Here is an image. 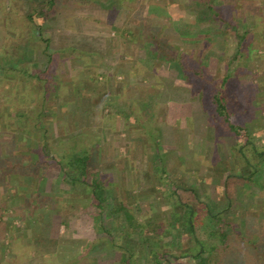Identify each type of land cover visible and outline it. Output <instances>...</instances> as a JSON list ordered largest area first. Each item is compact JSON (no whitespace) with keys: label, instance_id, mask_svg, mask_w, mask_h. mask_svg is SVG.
<instances>
[{"label":"rangeland","instance_id":"rangeland-1","mask_svg":"<svg viewBox=\"0 0 264 264\" xmlns=\"http://www.w3.org/2000/svg\"><path fill=\"white\" fill-rule=\"evenodd\" d=\"M99 1L107 2V0ZM228 3H233L237 8L234 10V14L238 18V25L245 30L248 28L252 30L250 34L252 42L249 45V51L243 58L239 57L237 41L233 40L235 38L229 32V28L226 30L218 25H211L208 29L204 23H200L199 28L196 26L194 35L188 36L175 32L168 25L170 19L176 22L178 19L185 18L190 24L195 23L194 16L187 15L183 10L188 6V0H116L113 3L114 6L110 7L115 11L113 17H110L106 10L99 7L97 3L82 7L63 6L55 16L47 17L43 22L41 20L43 39L46 40L45 42H49L52 50L56 51L58 48L73 45L80 51H93L99 55L91 61L90 66L93 70L83 69L80 56H77L76 59L57 56L59 59L55 60L53 68L57 78L66 80L75 77L77 80H71L67 86H60L58 97L51 96L41 114L43 125L40 128L35 130L31 127L30 122L27 123L26 126L31 128L29 130L31 136L24 132L21 133L22 129L18 128V121L12 122L8 119V122H5L0 117V159L9 157V153L13 152L14 156L22 161L29 157L33 161L39 160L48 163L52 157L51 149L57 141L65 140L73 135L89 133L101 141L96 162L92 163L93 168L90 172L102 175L103 178H109L110 188L123 183V177L118 176L119 171L123 172L133 167H136V170L141 165L145 169L163 168L162 175L167 174L169 177L170 170L178 167L179 162L188 161L189 150L191 152L195 149V152H200L199 148L195 146L196 142H199V138L191 136L192 133L195 134L194 129H191L190 136H186V131L190 132V130H186L185 127H174L171 123V120L184 111L175 109L176 106L172 104L182 105L187 102L201 105L204 109V116L208 120L206 132L203 129L200 130V139L202 140V137L210 134L209 141H216V150L219 148L222 150L211 154L210 157L213 158L211 162L206 161V164L213 165L212 168L219 162L217 154L226 155L227 163L234 162L235 159H240L235 154V150L239 147L245 150L251 141L256 144L257 148L262 149L264 143L258 139L264 137V0H231ZM228 3L225 4L228 5ZM239 6L243 8V11L238 8ZM234 7L232 6V8ZM28 12V6L19 0H0V52L3 49L4 52L9 53V62L17 61L22 58V55L25 56L29 49V43L26 40H33L36 37L35 28L30 26L23 39L21 37L14 39L16 37L12 35L15 31V16ZM246 14L252 15L253 21L246 17ZM206 16L211 15L206 13ZM109 17L113 22L111 25L108 23ZM244 20H250L251 23L247 21V24L243 25ZM191 26L194 27V25ZM151 27H160L162 40L173 47L175 51L190 54L194 68L202 70L208 79L203 85L198 84L196 88H190V94L178 91L179 93L170 95V91L174 89L173 84L178 85L176 82L182 76L179 77L176 72L168 68L167 63L163 60L154 59L153 62L148 60L149 50L145 49L148 47L145 35L150 32ZM222 29L226 31H222ZM31 53L32 51H30ZM229 63L233 82H236L241 89V96L237 100L239 99L242 105L247 107L248 114L245 118L239 115L240 111L235 112L229 109L226 114L220 116L208 112L205 107V104L212 99V93L217 89L215 84L209 83V79L224 77ZM3 68L4 66L0 68V74ZM95 74H103L105 79H99L96 82L91 80L90 76ZM125 75H129V77H124ZM57 78L54 80L55 87H58V83H60L59 78V81L56 82ZM121 80L127 82L124 87L126 92L124 97L121 92ZM246 88L249 90H245ZM51 89L49 87L48 90ZM114 92L117 94L115 101H113ZM56 93H54L55 96H57ZM12 100L14 99L12 98ZM3 102V97L0 96V110L3 108L0 114H7L6 104ZM13 104L14 107L19 105L16 102ZM119 110H122L123 113L121 114ZM195 111L200 113L202 110L197 107L196 110L195 108L188 110V113ZM125 112H133L130 122L123 115L126 114ZM182 121H186V119L183 118ZM12 123L16 125H11ZM146 133L153 134L155 136L153 139H160L158 149L161 152V157L159 161L158 158L151 157V153H156V151L148 145ZM212 133L214 135H211ZM42 144H45L48 155H41L37 152ZM210 148L211 145L208 150L204 147L206 158L210 155ZM245 152L248 163H253L255 168L264 161L262 158L252 161L250 160L251 152H248L247 149ZM130 154L136 159L130 160ZM193 163L203 164L198 159ZM248 163L241 161L239 166L245 169L249 166ZM42 168L41 164L35 179L29 175L19 176L12 172L13 175H5L0 170V174H2L0 175V184H2L0 186V204L15 205L21 204L23 201L27 202L26 204H35L33 213L35 221H26L25 211L15 212L14 210L18 218L13 220V228L16 227L19 232L23 230L25 235L29 233L28 236L33 233V238L40 235L50 238L42 240L44 243L48 242L49 246L48 249L45 248L42 251L45 254L44 264H64L65 260H68L70 256L72 258L75 253L99 251L100 248H113V245L125 251L134 249V245L138 244V241L134 242L131 239L124 241L121 237L125 233L121 223L124 218L122 208L134 218L156 216L167 220L171 216L179 217L181 220L188 216L186 209L170 204H154L149 199L150 195H144L146 200L148 199V202L144 201L146 204H125L126 206L123 207V204H118L115 201L119 196L123 197V187L119 186L116 191L111 188L110 191L113 192L106 191L110 192L112 208L107 212L112 213L108 217L113 219L116 225L109 233L110 239L105 229L97 223L100 210L95 204H84L86 201L77 197V189L86 193L89 188L69 180L55 163L46 165V172L44 177L41 176V180V177L38 176L42 173ZM14 171L19 172L20 168L16 167ZM167 176L161 177V179L169 180L166 178ZM260 181L257 186L253 184L254 187L259 185L263 187ZM191 185L194 183L192 182ZM36 188H38V194ZM109 189L105 188V190ZM109 197L107 196L108 200ZM235 206L233 205L232 210L224 209L220 215L223 218L252 215L246 208L242 209L243 211L236 210ZM214 208H212L214 212H217L218 210ZM221 210L219 209V211ZM254 211L259 210L254 208ZM195 212L200 213L197 210ZM199 218L201 216H196L194 219L198 220ZM93 220L96 221L92 225ZM180 225L181 230H185L186 225ZM103 226L105 227V225ZM26 227L29 229L28 232ZM94 236H98L104 241L95 243L92 239ZM112 236H118L117 238L120 239L115 241ZM52 239L55 241H51ZM53 242L54 246L52 247ZM95 246H98V249ZM120 250L115 254L118 252L122 254L123 252ZM54 254L57 255V258ZM116 256V258L119 257V255ZM36 258L38 259L37 264H40L39 260L42 258L37 256ZM187 260L188 258L183 259L176 264H197V260L200 258L188 263ZM172 261L176 262L175 259Z\"/></svg>","mask_w":264,"mask_h":264},{"label":"crops","instance_id":"crops-1","mask_svg":"<svg viewBox=\"0 0 264 264\" xmlns=\"http://www.w3.org/2000/svg\"><path fill=\"white\" fill-rule=\"evenodd\" d=\"M233 40L236 41L235 39ZM124 77H129V75H125ZM176 83L178 85L173 84V86L177 90L172 89L170 95L179 93L178 91L190 94L189 85H181L180 80ZM172 105L176 106L175 109L184 110L179 116L171 120L172 125L174 127L178 126V128L185 127L186 130H190V132L186 131V136H190L191 129H194L195 134L192 133L191 136L199 138V142H196L195 146L199 148L200 152H195V149L191 150V152L189 150L187 155L188 161L179 162V164L177 163L178 167L172 168V171L170 170L169 174L171 173L170 176L173 179L170 176L168 177L167 174L162 175L163 168L145 169L143 165L136 170V167H133L123 172L119 171L118 176L123 177V183L118 185L123 187V189L121 187L123 197L119 196L118 198L121 199L117 203L146 204L144 203L146 200L144 195H150V198H148L154 204H170L182 209H187V204H209V207H215L214 209L217 210L229 209V206L233 209V205H236V210L246 208L252 215L249 217L236 216L232 218L220 216L219 224L221 227L214 226L213 228H211V218L203 217L199 220L201 221L199 224L203 225V227L198 230L199 233L197 232V234H191L188 216L181 220L179 217L171 216L167 220L157 218L156 216H152L153 218H134L129 216L123 218L121 222L123 225V228H121L125 230L124 236L121 237H123L122 240L124 241H129V239L134 242L138 241L139 243H135L134 249L125 251L113 245V248H100L99 251L93 250L92 252L90 248L91 253H75L72 258L70 256L68 260L66 259L64 264H176L178 261L181 262L187 258V263L200 258V260H197V264L200 261L201 264H222L221 260L225 257H233L234 263L232 264H239L238 262L235 263V259L247 255H250L251 264H264V204H261L264 202V161L260 162L261 165L259 167L255 168L253 163H248V157L245 152L246 149L248 152H251L250 160L252 161L259 158L264 159V147L259 149L250 140L251 142L245 150L241 147L235 150V154L240 159L237 158L234 162L227 163V156L220 153L217 154V157H219L218 164L212 168L213 165L206 164V161L211 162L213 160L210 157L211 154L215 151L221 152L222 150L221 148L216 150V141H209L208 136L210 134L204 138L202 137V140L200 139V130L203 129L206 132L207 125L209 124L207 118L204 116L202 106L195 103L189 104L188 102L182 105ZM197 107L202 110L200 113L196 111L188 113V110H192L193 108L196 110ZM240 107L243 111L247 109L242 103ZM230 109L237 112L234 107ZM183 118L186 121H182ZM211 135L214 134L212 133ZM258 140L264 143V137ZM210 145L211 152L206 158L204 147L208 150ZM185 146L187 145L185 144ZM160 153H151V157H156L159 161L161 157ZM129 156L130 160L136 159L132 154ZM6 159L8 157L0 159V161ZM197 159L200 162L202 161L203 164L196 165L193 163ZM241 161H246L249 166L243 169L242 166H239ZM3 173L5 175H13L12 173L7 174L4 171ZM165 176L169 180L161 179V177ZM258 181L262 182L263 187H260L261 185L254 187V185L257 186V183H259ZM192 182L194 185H191ZM119 186H113V189L115 188L116 190ZM36 189L38 194V188ZM76 192L79 199L86 201L84 204H95L90 190L85 193L83 190L77 189ZM189 193L191 195H188ZM185 194L186 196H184ZM31 201L33 200L31 199ZM146 202H148V199ZM26 203L23 201L21 204L17 203L15 205L0 204V264H37L38 259L36 256L41 257L42 259L39 260L41 261L39 263L44 264L43 257L45 254L42 251L45 248L48 249L49 246L48 242L44 243L42 240L50 238L43 235L33 238V233L28 236L29 233L25 235L23 234V230L20 231V235L19 230L15 226L16 230L13 228V220L18 218L14 210L15 212L25 211L24 217L26 221H35V217L33 216L35 204ZM63 204L68 203L64 202ZM254 208H258L259 211H254ZM107 218L105 223H101L98 217L97 223L105 229L107 236H109L116 223H114L113 219ZM95 221H92V225L95 224ZM180 224L182 226L186 225L185 230H181ZM103 225H108V228L106 229ZM206 226H209V228ZM222 230H224V235L221 234ZM26 231H29L27 227ZM117 237L112 236L115 241L120 239ZM92 239L95 243H102L104 241L98 236H94ZM196 239H199L202 244L198 243ZM95 247L98 249V246ZM119 250L123 253L118 252V254H115ZM38 251L40 252L37 253L39 255L36 254ZM116 255H119V257L116 258ZM122 256L123 258H121ZM105 258H107V261H105ZM173 259L176 262H173Z\"/></svg>","mask_w":264,"mask_h":264},{"label":"trees","instance_id":"trees-1","mask_svg":"<svg viewBox=\"0 0 264 264\" xmlns=\"http://www.w3.org/2000/svg\"><path fill=\"white\" fill-rule=\"evenodd\" d=\"M28 6L29 12L24 15H16L14 19V39L22 38L26 35V31L28 27H34V34L36 37L33 40L27 39V43H29L28 53L17 61L9 62V53L4 52L1 49L0 52V65L4 68L1 70L0 74V96L3 97V103L6 104L7 114H0L2 121L8 122V119L13 121H18V128L22 129L21 133H25L26 135H30L29 130L31 128L27 127V123L30 122L31 127L37 130L40 128L42 123V113L46 107V103H49L51 96L58 97V91L62 86H67L71 80H77V78H67L66 80H59L57 75L54 72V63H56V59L58 60L59 56L63 58H71L76 59L77 56L82 57V66L83 69L93 70L91 68L92 59H96L99 54L89 51H80L75 46L67 45L61 48H58L56 51L50 48L49 42H45L42 36V27L41 23L47 19V17H53L63 6L69 7H82L88 6L92 3H97L99 7L105 9L110 17H113L115 11L111 10L110 7L114 6V2L116 0H107L106 3L100 2L99 0H19ZM231 0H188V6L183 8L184 12L188 15L194 16L195 23L190 24L187 19L182 20H172L169 22L171 28L174 29L175 32L181 33V35L193 36L196 26L199 28L200 23L205 24V27L210 29V26L218 25V27H222L227 30L229 28V32H231L237 41L238 45V54L239 57H245L246 53L249 51V45L252 42L250 40V34L252 30L243 29L237 23V16L234 14V10L237 8L234 7L233 3L229 4ZM110 2V3H109ZM228 3V6L227 4ZM232 6L234 8H232ZM232 10H231V9ZM241 11L243 8L241 6L238 7ZM184 13V14H185ZM206 13L211 16H206ZM247 13V12H246ZM108 18V23L111 25L113 22ZM246 17L252 19L253 16L250 14H246ZM16 20V24H15ZM42 20V22H40ZM251 23L250 20H244L242 23L246 25ZM191 25H194L191 26ZM193 27V28H192ZM251 27V26H248ZM223 30L222 31H226ZM199 32V30H198ZM197 32V33H198ZM228 34V33H227ZM146 44L148 47L145 48L146 51L149 50L148 60L154 61V59L163 60L168 65L172 71L176 72L179 75L180 83L183 86H190L191 89L196 88L198 84L203 85L206 80V75L199 68H194L192 65V58L190 54L186 51V54L183 52L175 51L173 47L167 45L160 36V27H151L150 32L146 33ZM45 43V44H44ZM43 44V46H40ZM30 51L32 53L30 54ZM13 55V54H12ZM15 55V54H14ZM238 57V58H239ZM248 57V56H247ZM45 60V61H44ZM66 61V60H65ZM230 63L226 68V74L221 79H209V83L215 84L217 87L216 92L212 93L210 102L205 104L207 111L210 113H216L220 116L226 114V111L231 107H234L236 111H240L239 115L244 118L247 116V110L243 111L240 107L241 102L237 98L241 96V89L237 86L236 82H233L232 79V70L230 69ZM0 67V68H1ZM32 71V72H31ZM57 78L56 82L59 86L55 87V78ZM91 80L98 81L99 79H105V75L98 74L94 76H90ZM122 86V97L126 95L124 87L127 85L125 80H121ZM39 83V85H38ZM41 85V86H40ZM61 86V87H60ZM49 87L52 89L49 91ZM242 87V86H241ZM246 87V86H245ZM245 90H249L246 88ZM22 93H21V92ZM21 94H19V93ZM55 92H57V96H55ZM143 92V91H142ZM17 94V95H15ZM144 94V92H143ZM246 96V95H245ZM12 98L14 100H12ZM117 99V94H113V101ZM144 101V100H143ZM14 102L18 103L17 107H14ZM145 103V102H144ZM30 106V108H28ZM3 108H1L0 112ZM204 110V109H203ZM121 114L122 110H119ZM126 113V112H125ZM126 117V120L130 122V117L133 115V112H129L123 114ZM34 124H32V123ZM11 125H16L12 123ZM27 127V128H26ZM17 129V128H16ZM145 131V130H143ZM146 132V131H145ZM148 136L147 143L148 145L156 151L159 152L158 146H160V139L155 138L153 134L146 133ZM151 135V136H149ZM151 137V138H150ZM101 141L98 137L89 134L83 133L78 135H73L65 140L57 141L56 145L51 149V159L48 163L41 162L39 160L33 161L31 158L26 157L25 161H22L13 152L9 153V157L6 160L0 161V170H3L8 174L9 173H17L19 176H32L33 179L36 177V172L38 171V167L42 164V173L39 174L38 177H44L43 175L46 172V165H50L55 163L59 166L60 171L63 175H65L69 180L76 183H81L92 192L93 201L95 206L100 210L99 219L101 223L105 222L108 219V215L110 216L112 213H108L107 210H111L110 205V197L109 193L116 191L115 188L111 186L113 191H110V179L103 178L102 175L92 174L90 171L93 168L92 163L96 162V156L98 154V148ZM41 155H48L45 149V144H42L38 151ZM44 165V166H43ZM16 167L20 168L19 172H15L14 169ZM42 177L40 179H42ZM105 188L109 190H105ZM110 191V192H106ZM109 197V200L107 198ZM121 198H116V202ZM97 203V204H96ZM121 204V203H119ZM126 206L125 204L122 205ZM122 213L124 218L129 217L130 215L125 212L122 208ZM188 217L190 221L191 234L199 233V229H202L203 225L199 224L200 219L211 218V228L214 226L221 227L219 224L220 214L223 210L214 212V210L209 207V204H194L188 205L187 209ZM200 211L197 213L195 211ZM217 210V209H215ZM232 210L231 206L229 209ZM107 212V213H106ZM196 216H201L198 220L194 218ZM111 219V218H110ZM210 225V224H209ZM106 227V226H105ZM209 228V226H206ZM224 228V226H222ZM107 229V228H106ZM221 234H225L224 230H222ZM227 238V236H226ZM198 243L202 244L199 239H196ZM55 241V240H51ZM54 246V242L51 245ZM54 256L57 255L54 254ZM225 259V260H224ZM221 260L222 264H232L234 263L233 257H225ZM239 264H251L250 255L243 256L241 258L235 259V263ZM47 264V263H46Z\"/></svg>","mask_w":264,"mask_h":264}]
</instances>
